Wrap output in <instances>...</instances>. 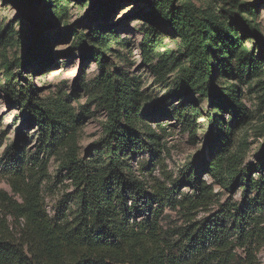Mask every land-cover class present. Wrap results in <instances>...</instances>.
<instances>
[{
  "label": "rangeland",
  "instance_id": "1",
  "mask_svg": "<svg viewBox=\"0 0 264 264\" xmlns=\"http://www.w3.org/2000/svg\"><path fill=\"white\" fill-rule=\"evenodd\" d=\"M17 2L0 0V191L13 196L7 165L20 150V157L26 156L25 167L46 168L42 196L49 215L72 217L78 193L71 167L85 162L103 173L110 164L103 145L109 121L103 80L110 75L131 91V105L138 111L136 130L156 136L155 156L148 151L131 156L128 163L133 172L127 174L144 181L148 191L162 184L175 188L178 201L184 197L199 201L196 208L187 202L166 208L165 231L204 224L225 206L241 209L246 198L250 201L257 196L256 190L246 193V182L241 179L264 187V47L245 33L242 19L264 34V0H176L178 6H195L201 19H212L227 30L237 44L236 49L232 46L236 74L241 55H250L258 63L257 69L242 76L229 78L216 71L215 98L205 93L196 54L177 26L168 19L162 26L149 23L147 16L153 7L145 0H42L30 20L19 13ZM162 7L165 17L167 0H162ZM41 29L50 52L22 70L26 58H33L30 48ZM148 31L157 35V47L145 51L151 45ZM83 48L97 57H86ZM21 73L36 88L40 105L61 111L70 121L71 136L54 151L41 144L36 123L5 93L9 85L25 84ZM231 87L237 89L248 116L239 123L230 115L234 108L228 100ZM187 108L193 109L197 119L195 137L173 116L174 109L181 113ZM221 137H227L225 149L218 148ZM209 151H213L211 163L215 165L198 168L197 177L207 188L201 193L185 173L197 171ZM226 224L231 227L234 220ZM252 228L256 230L252 241L258 264H264V211L246 227L248 231ZM238 251L243 254L242 249Z\"/></svg>",
  "mask_w": 264,
  "mask_h": 264
},
{
  "label": "trees",
  "instance_id": "2",
  "mask_svg": "<svg viewBox=\"0 0 264 264\" xmlns=\"http://www.w3.org/2000/svg\"><path fill=\"white\" fill-rule=\"evenodd\" d=\"M41 1L18 0L19 13L28 20L34 18ZM145 1L153 7L147 16L148 22L162 26L168 19L193 49L197 67L204 77L205 93L210 97H216L212 88L216 71L231 78L257 69L254 57L241 55L237 63L239 73H235L232 60L237 44L216 21L201 19L195 6H178L176 0H167L169 8L164 17L162 0ZM257 5L258 2L252 9ZM242 21L245 33L264 47V34L249 20ZM42 37L41 29L30 48L34 50L33 58H26L22 70L28 68L30 61H40L50 52V43ZM147 38L151 45L145 51L156 48L157 35L148 31ZM83 53L86 57H97L87 48H83ZM21 77L25 84L9 85L5 93L29 115L32 124L36 123L41 144L54 151L71 136L70 121L61 111L40 105L34 92L36 88L22 73ZM104 77L109 121L103 145L110 158L108 169L99 173L85 162L75 163L71 171L77 182V209L72 217H51L42 196L46 168L35 165L38 168L35 171L25 167L26 156L20 157L18 150L7 165L13 196L0 191V264H258L252 241L257 237L256 230L248 231L246 227H251L257 221V214L264 211V187L242 178L241 182H246V193L257 192L254 199L248 201L246 198L243 208L225 206L221 213L204 224L193 223L165 231L162 220L166 208H177L186 202L196 208L199 201L187 197L178 201L175 188L162 184L148 191L144 181L127 174L133 172L128 163L131 156L142 151L155 156L156 136L136 130L138 111L131 105L127 84L113 81L110 75ZM228 100L234 106L230 109L233 121L246 120L248 116L237 89L231 87ZM173 112L184 129L195 137L199 127L193 109L187 108L181 113L174 109ZM226 138L219 139L218 148L225 149ZM212 156L213 151H209L197 171L191 169L185 173L201 193L207 188L197 177L198 168L215 165L211 163ZM229 219L234 220L231 227L226 224ZM238 249H242L243 254Z\"/></svg>",
  "mask_w": 264,
  "mask_h": 264
}]
</instances>
